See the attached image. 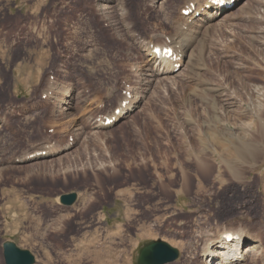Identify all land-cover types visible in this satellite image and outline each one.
<instances>
[{
  "label": "rangeland",
  "instance_id": "1",
  "mask_svg": "<svg viewBox=\"0 0 264 264\" xmlns=\"http://www.w3.org/2000/svg\"><path fill=\"white\" fill-rule=\"evenodd\" d=\"M188 1L107 0L108 14L98 0H0V264L6 241L57 264L70 228L109 251L102 264H135L154 240L178 251L173 264L179 243L239 226L264 257V4L210 25L204 0L181 16ZM165 36L174 68L150 49ZM50 76L57 102L42 100ZM239 141L256 152L236 154Z\"/></svg>",
  "mask_w": 264,
  "mask_h": 264
},
{
  "label": "bare ground",
  "instance_id": "2",
  "mask_svg": "<svg viewBox=\"0 0 264 264\" xmlns=\"http://www.w3.org/2000/svg\"><path fill=\"white\" fill-rule=\"evenodd\" d=\"M98 1H100V3H102L101 7H103L105 12L108 14H110V8L113 7V6L108 7V4L118 2V0H108L109 2L107 4L106 3L107 0H98ZM223 1L225 2L224 5L220 3L218 6H215V5L211 4V0H204V3H203L204 9L201 12V16L204 15L203 16L204 18H205V16H208V18H209L207 20L208 24L211 25V23H209V22L212 21L215 17L222 16L224 18V16H226V17L230 16L231 14L229 15V13H230L229 6L234 5V7L232 8L233 10H237V9L243 10L244 8H248V4H249L248 1H256V2H261L264 4V0H245L244 2L239 4L238 6H237L238 0H223ZM105 3H106V5H105ZM97 7H99V5H97ZM198 7H200V6H198ZM100 8H99V10H100ZM206 8H207V10H206ZM252 9H253V7H252ZM196 11H198V10H196ZM210 12H213L214 14L213 13L211 14ZM193 13H195V12H193ZM204 20H206V19H204ZM180 47L183 50H185L186 52L189 51V48H185L181 45H180ZM157 59L162 60L164 65L167 67L174 68L176 66L173 64L172 59L163 60L159 57H157ZM145 72H146V76L148 78L153 79V75L150 73L149 69H146ZM164 79H166V78L165 77L162 78V80H164ZM147 84H149V83H147ZM146 87H148V86H146ZM256 90L257 89L254 90L255 93H256ZM62 95L69 97L70 96V90L68 89L64 92L62 91ZM128 102H125V104L123 105L122 108H121V106L119 107L120 109H119L118 115H116L112 118H109V119H111V120L113 119V122H115L118 118H120L124 114H127L130 107L134 108V105L137 103L136 100H134L133 102H129V103ZM68 109L69 108H64V111H67ZM244 113H246V111ZM255 113H256V111H255ZM253 120H254V118H253ZM261 124H263V123H261ZM250 134H252V133H250ZM231 145H232V149L235 150L236 154H238V155H245V154L256 152V150H248L251 143H243V142L239 141L238 144H231ZM250 148H253V147L251 146ZM141 178L143 179V182H148V181L151 182V175H149V174H148V177L145 179H144L143 175L133 174L131 179L134 180V179H141ZM158 183H160V181H158ZM160 186L163 187V184H161ZM96 207H97V204H92V205L87 206L86 209L88 211H91V210L93 211ZM239 227H237L235 229H227L226 231H224L218 235H217V232L219 233V231H216V230L212 231L213 232L212 234H214V235H211L210 231H207V232L203 231L202 232L203 234L195 237L197 239L196 241L193 239V240H191V242H188V243H186V242L179 243L180 249L186 251L187 256L185 255V257H183L182 259H180L179 261H177L173 264H195V263H199V262H200L199 264H244L245 258L247 256H252V259H253L252 264H257L258 262H260V264H261V262H263L264 257L261 254H259V252H257L258 249L260 248L259 241L252 240V241H250V243H248V246H247V242H249V239H250V234H249V232L245 231L244 227H241V228H239ZM57 231H59V230H57ZM59 233L63 236L64 239L62 240V242L56 241L57 248L59 247L60 248L59 250H61V252H62V250L65 246L71 245L72 250H70V252H64L61 255L62 257L60 256L57 259V264H85L87 262H89L87 264H102L104 259L106 257H108V255H109V251L104 252L103 250H105V249H103V248H102V250H101V248H95V243L92 242L91 240H87V241L79 240L77 237L79 234L76 233L74 231V229H71V228L67 229V230L65 229V230L60 231ZM227 234H232V235L236 236L237 239H235L231 242H226L225 236Z\"/></svg>",
  "mask_w": 264,
  "mask_h": 264
},
{
  "label": "water",
  "instance_id": "3",
  "mask_svg": "<svg viewBox=\"0 0 264 264\" xmlns=\"http://www.w3.org/2000/svg\"><path fill=\"white\" fill-rule=\"evenodd\" d=\"M77 199L76 193L64 194L58 198L60 204L71 206ZM3 256L5 264H34L33 255L19 249L13 242L3 244ZM178 258V251L165 242L150 241L144 243L138 250L136 264H168Z\"/></svg>",
  "mask_w": 264,
  "mask_h": 264
}]
</instances>
